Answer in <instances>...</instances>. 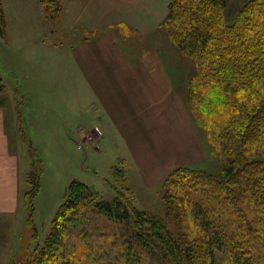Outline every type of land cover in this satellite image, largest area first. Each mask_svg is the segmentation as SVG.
<instances>
[{"label": "crops", "instance_id": "obj_1", "mask_svg": "<svg viewBox=\"0 0 264 264\" xmlns=\"http://www.w3.org/2000/svg\"><path fill=\"white\" fill-rule=\"evenodd\" d=\"M60 2L58 16L49 22L42 0H0L5 19L0 65H7L8 51L30 68L37 87L60 90L75 100L77 124L98 121L103 141L118 148L119 161L141 183L154 162L164 167L178 162L155 152L174 145L172 134L179 126L187 145L188 131L194 137L183 100L196 66L163 25L171 0ZM184 70L191 77L181 89L177 83ZM21 76L27 80L29 74ZM1 77L0 217L11 222L26 186L29 154L21 143L16 92Z\"/></svg>", "mask_w": 264, "mask_h": 264}, {"label": "trees", "instance_id": "obj_2", "mask_svg": "<svg viewBox=\"0 0 264 264\" xmlns=\"http://www.w3.org/2000/svg\"><path fill=\"white\" fill-rule=\"evenodd\" d=\"M227 1L171 0L168 6L163 25L172 41L195 61L198 69V78L193 80L188 91L193 95L196 81L204 82L208 89L202 98L203 104L217 106L223 112L225 123L220 138L224 143L221 148L224 165L218 177L177 169L163 185H169L179 201L184 198V189L190 193L191 188L197 189L200 196L189 200L187 205L200 218L211 258L214 243L227 239L223 244L226 250L230 249L233 264H264V241L260 235L255 236L256 243L250 238L248 232L254 234L256 231L249 216L240 210L243 203L264 210V158L257 154L264 148V0H248L228 24L224 14ZM44 2L42 0V5ZM57 3L54 14L43 10L47 20L58 16L60 0ZM4 33L5 19L0 3V37ZM3 89L0 73V92ZM28 151L30 158H36L30 144ZM40 172L31 160L26 175L28 190L22 198L23 204L30 209L39 190ZM190 175L195 179L185 188L182 179ZM117 194L119 196V192ZM122 201V195L111 201L98 199L85 184L71 182L52 222L50 235L41 249L35 248L38 256L21 264H83L86 260L89 264H114V259H107L105 246H93L100 247L99 254L84 245L80 250L75 246L65 250L63 221L71 223L75 231V221L84 212L104 215L128 226L130 233L123 237L117 252L119 261L128 257L130 254L126 252L134 248L147 252L151 248V255H158L167 264H190L186 258L187 249L163 220L125 202L121 211ZM239 214H243L241 222L235 218ZM30 222L32 224L31 219ZM60 249L63 251L59 253ZM8 264L16 263L10 260Z\"/></svg>", "mask_w": 264, "mask_h": 264}, {"label": "rangeland", "instance_id": "obj_3", "mask_svg": "<svg viewBox=\"0 0 264 264\" xmlns=\"http://www.w3.org/2000/svg\"><path fill=\"white\" fill-rule=\"evenodd\" d=\"M247 1H227L224 11L227 24L231 23L236 11ZM57 2L58 0H45L42 8L54 14L53 10L58 7ZM55 19L48 21L53 22ZM54 37L56 38V35ZM4 53L7 65H0V69L8 89L13 90L17 95L16 107L19 113L21 143L27 147L30 140V147L36 158H30L28 151V165L30 167V160H32L35 168L37 170L40 168L41 172L39 190L34 198L32 209L23 204V194L28 190L25 186L20 195L18 212L15 217H12L15 221L10 222L0 217V264H8L10 260L21 264L31 257L38 256L35 248L41 249L45 244L52 229V222L65 200L67 188L73 181L88 186L98 199L111 201L122 195L121 211L125 208L123 203L125 202L163 220L167 228L184 245L183 248L187 249L188 257L186 258H189L190 264H233L232 255L229 254L230 249L226 250L223 244L227 239L219 244L215 242L211 249L213 257L209 256L210 250L205 244L207 238L202 232L200 218L187 205L189 200L200 196L195 191L197 189L191 188V193L184 189V198L181 197L179 201L173 195L175 191L169 185L165 187L163 185L164 180L177 169L206 173L214 177H218L222 171L224 160L221 148L224 143L220 136L225 123L223 112H220L217 106L203 104L202 98L208 89L204 82L196 81V93L192 95L189 91L187 98L183 100L189 126L194 134L193 139L189 137L188 131L187 145L181 127L177 128L178 131H173L176 133L172 134L174 145L167 149L157 148L155 152L156 157L164 153L177 158L178 162H172L166 167L161 162H154L151 164L154 167L149 168L147 172L149 177L141 183L132 175L129 176L131 171L127 164L119 161L118 148L103 141L105 133L98 121L78 125L79 106L75 100L65 98L63 94L65 92L60 90L58 93L53 88L37 87L36 82L30 81V68L21 64L22 61L12 56V53L8 51ZM197 70L196 68L195 78H198ZM24 73L29 74L27 80L22 79L21 74ZM190 75V70H184L177 83L178 87L184 89ZM95 126L102 130L101 137L93 132ZM257 154L264 158V148H260ZM154 176L156 180H153ZM194 179L191 175L185 176L181 184L189 188ZM240 210L244 215L249 216L247 218L256 231L254 234L248 232L251 235L250 238H253L256 243L255 241L258 240L255 236L260 235L264 241V210L261 207H250L246 203L240 204ZM243 214L236 215L237 222H241ZM82 215L85 218H82ZM63 222H65L62 229L65 250L73 246L76 250H80L82 245L89 249L94 248L93 246H105L104 252L107 259H114V264H167L158 255L152 256L151 248L148 249L149 253L146 250L134 248L126 252L130 254L128 257L119 261L117 252L121 247L120 242L130 233V229L114 219L84 212L75 221V231L70 226L71 223ZM99 248H94L98 254ZM58 251L60 253L63 249ZM83 264H89V262L86 260ZM185 264L188 263L185 262Z\"/></svg>", "mask_w": 264, "mask_h": 264}, {"label": "built area", "instance_id": "obj_4", "mask_svg": "<svg viewBox=\"0 0 264 264\" xmlns=\"http://www.w3.org/2000/svg\"><path fill=\"white\" fill-rule=\"evenodd\" d=\"M93 132L95 133V134H97L98 136H102V134H103V132H102V130L99 128V127H94L93 128ZM98 136H96V137H98ZM91 140H92V138H90Z\"/></svg>", "mask_w": 264, "mask_h": 264}]
</instances>
